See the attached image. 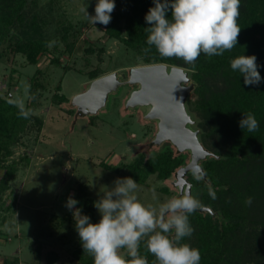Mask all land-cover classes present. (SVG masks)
<instances>
[{"label": "trees", "instance_id": "trees-1", "mask_svg": "<svg viewBox=\"0 0 264 264\" xmlns=\"http://www.w3.org/2000/svg\"><path fill=\"white\" fill-rule=\"evenodd\" d=\"M36 1L0 0V44L13 40V51L27 64L38 63L48 49L39 15L30 11ZM99 22L107 38L120 41L145 64L187 72L193 88L185 110L210 152L199 161L203 174L187 178L196 207L183 208L168 225L131 235L123 258L115 262L104 255L121 232L96 223L94 200L79 185V218L52 215L29 241V263L61 264L68 257L77 264H264V0H119L100 13ZM60 31L69 55L73 34L68 27ZM103 52L91 43L84 48L98 61L85 72L90 80L104 74ZM50 61L60 64L58 57ZM39 72L30 79L26 108L0 97V201L16 171L15 162H5L8 146L33 117L28 109L38 104L43 88ZM59 90L58 84L51 96L55 104L68 101ZM190 158V150L179 152L165 140L154 154L140 151L128 163L103 165L144 183L151 175L168 179ZM67 229L78 234L69 236Z\"/></svg>", "mask_w": 264, "mask_h": 264}, {"label": "rangeland", "instance_id": "rangeland-1", "mask_svg": "<svg viewBox=\"0 0 264 264\" xmlns=\"http://www.w3.org/2000/svg\"><path fill=\"white\" fill-rule=\"evenodd\" d=\"M118 1L37 0L30 11L39 15L41 32L49 42L36 64H27L23 54L13 51V40L0 44V97L26 108L29 82L36 69L43 84L38 104L28 109L40 120L32 117L26 123L5 156V162H15L16 171L1 195L0 264L4 259L5 264H30L29 241L52 215L79 218L75 199L79 185L94 200L96 223L121 232L104 255L115 262L123 258L131 235L168 225L190 206L184 190L175 185V173L168 179L151 175L139 183L103 165L128 163L140 151L150 155L161 148V144L152 143L157 122L145 118L148 106H126L136 87L127 82L129 69L145 63L117 39L107 38L100 27V13ZM60 27H68L69 35L73 34L68 37L74 43L69 55ZM88 43L103 46L99 65L104 74L115 72L122 84L108 94L95 114L81 115L72 99L89 86L91 80L85 72L98 62L95 54L85 55ZM52 57H58L60 64L52 63ZM65 66L72 69L65 70ZM58 84V94H64L68 101L55 104L51 96ZM186 127L194 130L196 125ZM191 175L194 173L184 176ZM66 234L78 232L67 229ZM61 264L77 263L64 257Z\"/></svg>", "mask_w": 264, "mask_h": 264}, {"label": "water", "instance_id": "water-1", "mask_svg": "<svg viewBox=\"0 0 264 264\" xmlns=\"http://www.w3.org/2000/svg\"><path fill=\"white\" fill-rule=\"evenodd\" d=\"M127 82L136 87L128 95L126 106L147 105L145 118L157 122L152 143L160 145L168 140L179 152L190 150L189 162L175 172V185L184 190L189 204L196 207L191 200L190 183L184 175L187 172L203 174L199 161L210 152L198 140L197 131L186 127L192 120L184 102L193 88L187 72L182 67H168L164 63L145 64L131 67ZM121 84L115 72L99 76L91 80L86 90L74 96L72 104L81 115L95 114L104 106L108 94ZM201 209L209 211L206 207Z\"/></svg>", "mask_w": 264, "mask_h": 264}, {"label": "flooded vegetation", "instance_id": "flooded-vegetation-1", "mask_svg": "<svg viewBox=\"0 0 264 264\" xmlns=\"http://www.w3.org/2000/svg\"><path fill=\"white\" fill-rule=\"evenodd\" d=\"M186 180H187V178H186Z\"/></svg>", "mask_w": 264, "mask_h": 264}]
</instances>
